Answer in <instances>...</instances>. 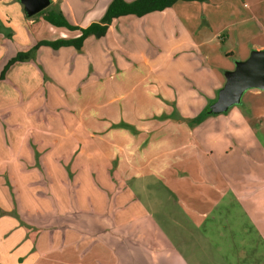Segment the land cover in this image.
Segmentation results:
<instances>
[{"label":"crops","instance_id":"crops-1","mask_svg":"<svg viewBox=\"0 0 264 264\" xmlns=\"http://www.w3.org/2000/svg\"><path fill=\"white\" fill-rule=\"evenodd\" d=\"M111 1L52 0V4H59L71 23L86 27L102 18ZM179 2L142 17L115 19L105 38L88 37L82 51L73 47L57 51L40 47L31 59L16 62L0 79V108L8 106L17 95L21 97L24 90L29 97L37 92L43 73L42 67L36 66L35 54L49 77L64 85L71 81L67 75L63 80L64 69L72 75L80 72V82L90 78L88 92L74 95L73 99L91 96L97 103L108 95L106 102L82 108L85 118L80 124L105 149V159L113 166L112 178L124 184L121 190H115L117 196L127 195L130 202L132 196L145 190L136 192L130 184L150 179L148 184H160L169 190L168 195L175 196L179 214L196 230L192 235L204 233L212 249L217 247V254L223 257L222 264H264V150L244 119L243 111L247 114L249 109L241 104L197 123L195 118L207 107V101L214 99L224 86L227 71L213 73L209 68L210 56L205 48L217 35L210 36L207 28L199 26V15L206 17L204 12H197L191 30L181 16L169 14ZM31 18L20 0H0V75L18 49H28L41 40L79 35L78 31L52 26L42 18ZM17 19L19 22L15 23ZM185 51L190 55L188 63L180 60ZM70 61L75 67L68 70ZM181 66L195 68L193 77L181 76ZM140 85L145 86L139 89ZM122 100L129 101L122 107L100 110ZM137 100L142 104L137 105ZM194 122L195 127H191ZM121 123L130 125L132 130L115 127ZM0 208H10L1 187ZM122 210L119 209L118 217H108L110 221H105L108 218L104 214L100 216L102 221L93 227L95 232L79 230L80 226L70 225L71 221L67 223L72 230L60 242L64 243L63 252L59 253L61 248L55 245L46 262L136 264L138 259L153 258L158 264H191L186 254L173 245L162 224L153 222L152 217L138 222L134 216L123 220ZM6 219L17 224L7 215L0 217V224ZM78 230L81 237L77 238L72 232ZM20 235L27 238L21 230ZM240 235L253 237L251 253L243 260L242 253L225 257V244L242 242ZM26 242L33 246L35 241ZM193 243H199V238ZM30 249L31 246L26 247L20 251L22 254L7 251L8 248H3V252L7 259L17 262ZM41 259L32 258V263ZM23 264H30L28 258Z\"/></svg>","mask_w":264,"mask_h":264},{"label":"rangeland","instance_id":"rangeland-1","mask_svg":"<svg viewBox=\"0 0 264 264\" xmlns=\"http://www.w3.org/2000/svg\"><path fill=\"white\" fill-rule=\"evenodd\" d=\"M198 11L200 14L204 12L206 17L197 14ZM169 14L181 16V20L189 24V30L194 27L199 15V26L207 28L210 36L217 35L214 42L205 48L209 52V68L213 73L232 70L236 61L247 59L255 48L264 49V0H209L203 4L181 1ZM34 18L40 19L42 16L31 19ZM34 59L38 62L36 66L42 67L43 73V81L38 85L37 92L29 97L24 90L21 97L17 95L8 106L0 108V187L10 206L6 211L0 208V217L7 215L17 222L14 224L11 219H6L0 224L3 227L0 264H23L25 258L30 264H35L32 258L35 260L37 256L42 259L36 264H62L61 261L48 263L46 259L48 252L55 250V245L60 246L59 253L63 252L64 243L60 242L72 230L67 223L71 221L70 225L80 226L77 227L79 230L95 232L93 227L102 221L100 216L104 214V218H108L113 214L114 218L118 217L119 209H123L120 213L124 215L121 217L123 220L134 216L138 222L144 217H152L153 222L162 224L173 245L186 254L191 264H197V261L199 264H222L223 257L217 254V247L212 249L213 245L206 241L204 233L192 235L196 230L179 214V206L175 205L177 199L168 195L169 190L162 185L148 184L152 182L150 179L141 180L130 184L136 192L145 189L141 195L132 196L130 202L127 195L117 196L115 190H121L124 184L112 178L113 166L105 159V149L98 146L80 124L85 118L81 114L82 108L106 102L108 95L98 99L97 103L91 96L73 99L74 95L88 92L90 78L80 82V72L78 75L74 71L72 75L64 69L63 80L66 79L65 75L71 80L64 85L49 77L45 67L36 59V54ZM189 59V53L183 52L180 60L187 62ZM68 66V70L75 67L72 61ZM180 70L181 76L193 77L192 72H195V68L185 66H181ZM144 86L140 85L139 89ZM217 97L218 92L214 99L207 101V106ZM128 101H117L100 110L108 111L118 105L122 107ZM136 102L137 105L139 102L142 104L141 101ZM241 106L249 109L247 114L243 111L244 119L264 150V90L247 91ZM190 125L195 127L196 124ZM115 127L132 130L130 125L124 123ZM128 204L129 208L126 207ZM20 230L26 233L27 238H21ZM79 230L72 232V235L81 237ZM216 235L218 233L214 237ZM239 237L242 242L229 246L225 244V257L233 258L242 253L243 260L251 253L253 237ZM198 238L199 243H193L198 242ZM26 239L35 241L32 242L33 246ZM29 246V253L26 250L25 257L18 255L23 258L17 262L4 256L6 252H3V248L22 254L20 251ZM158 262L153 258L146 261L138 259L136 264Z\"/></svg>","mask_w":264,"mask_h":264},{"label":"trees","instance_id":"trees-1","mask_svg":"<svg viewBox=\"0 0 264 264\" xmlns=\"http://www.w3.org/2000/svg\"><path fill=\"white\" fill-rule=\"evenodd\" d=\"M179 1L205 2L206 0H112L102 18L99 21L92 22L86 27L71 23L58 4H51L47 9L35 16H42V18L52 26L66 28L69 31H78L79 35L77 37L59 38L56 40H41L26 50L18 51L16 56L9 59L5 64L0 79L3 80L5 78L6 72L12 65L16 62H24L31 59L32 53L38 51L42 46L50 47L56 51L64 47H73L77 51H82L88 37L93 36L97 39L105 38L115 19L128 15L142 17L155 11H164L174 6ZM209 105L203 110L201 115L197 117V121H203L212 115L209 113Z\"/></svg>","mask_w":264,"mask_h":264},{"label":"water","instance_id":"water-1","mask_svg":"<svg viewBox=\"0 0 264 264\" xmlns=\"http://www.w3.org/2000/svg\"><path fill=\"white\" fill-rule=\"evenodd\" d=\"M27 17H33L47 9L52 0H20ZM226 82L217 99L209 105L213 115L227 112L242 103L244 94L253 89L264 90V49L253 50L245 60H238L233 70L225 73Z\"/></svg>","mask_w":264,"mask_h":264}]
</instances>
